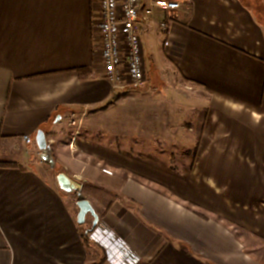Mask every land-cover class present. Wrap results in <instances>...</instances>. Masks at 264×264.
I'll return each instance as SVG.
<instances>
[{"label": "crops", "instance_id": "crops-1", "mask_svg": "<svg viewBox=\"0 0 264 264\" xmlns=\"http://www.w3.org/2000/svg\"><path fill=\"white\" fill-rule=\"evenodd\" d=\"M99 12L98 0H0V264H264V0H141L146 82L119 92ZM236 108L260 131H209ZM59 173L79 180L96 226L77 221Z\"/></svg>", "mask_w": 264, "mask_h": 264}, {"label": "built area", "instance_id": "built-area-1", "mask_svg": "<svg viewBox=\"0 0 264 264\" xmlns=\"http://www.w3.org/2000/svg\"><path fill=\"white\" fill-rule=\"evenodd\" d=\"M98 1L100 4V20L97 28L102 44L100 55L102 56L104 76L110 82L113 92L138 88L146 82L143 41L136 26L137 21L140 19L141 0ZM156 5L165 7L167 10L179 7V4L174 1L168 3L156 2L146 12L152 14V8ZM158 25L166 34L169 33V27L165 21H160ZM165 45H169V42L166 41ZM68 124L73 127L79 126L74 116L69 118ZM78 133L76 131V134ZM23 141L27 144L32 142L29 135H25ZM52 142L53 140L49 141V144H52ZM104 173L109 175L111 171L104 170ZM76 186L79 185L76 184ZM109 238H101L94 233L92 234V239L95 242H100L110 250L112 248H110V245L115 241V238ZM120 252L125 256H129L131 260L135 261L134 263L137 262L133 255L129 253L127 247L122 248Z\"/></svg>", "mask_w": 264, "mask_h": 264}, {"label": "rangeland", "instance_id": "rangeland-1", "mask_svg": "<svg viewBox=\"0 0 264 264\" xmlns=\"http://www.w3.org/2000/svg\"><path fill=\"white\" fill-rule=\"evenodd\" d=\"M244 110H245L244 108L243 109L242 108L241 109L236 108L234 110H230V109L229 110H224V109L223 110H221V109L220 110H216L215 113H214L215 121H214V124H211V126H210L211 128L209 129V131L210 132L211 131H213V132L215 131L216 132L218 130L217 132H221L222 135L229 134L230 136H231V134H244L246 131H244V132L241 131V130H244V129L245 130L247 129L248 131L252 130L251 132H256L257 133L258 131H260V130L257 131L259 125L256 127L253 124H250V125L244 124V119L243 118L246 117V115L244 114ZM202 114H200V115L198 114L197 118L198 119L200 117L205 118V117L208 116L207 112H203ZM247 115H249V113ZM255 117H258V113L255 114ZM196 129H197V127H196ZM198 131H200V128L198 129ZM227 140H229V139H227ZM104 170H106V169H103V172H104ZM108 171H110V170H108ZM71 180L74 183H76V184H78L77 182H79L78 179H71ZM77 189H78L77 190L78 194H77V192H74V193H76L78 195L79 199H80V198L83 197V194L80 193V191H81L80 186H78ZM103 256H104V254H103Z\"/></svg>", "mask_w": 264, "mask_h": 264}, {"label": "water", "instance_id": "water-1", "mask_svg": "<svg viewBox=\"0 0 264 264\" xmlns=\"http://www.w3.org/2000/svg\"><path fill=\"white\" fill-rule=\"evenodd\" d=\"M36 141L38 145V149L40 150V157L43 161L53 166L54 159L52 154L50 153V145L48 144V140H46V136L42 130H39L36 135ZM57 181L59 183L60 188L65 192H77L78 194V187L76 184L67 177L64 173H59L57 175ZM81 197V196H80ZM77 207H79V213L77 217V221L80 224H84L85 216L90 213L94 217V226L97 225L98 222V215L96 214L94 208L91 206L90 202L85 198H80L76 202Z\"/></svg>", "mask_w": 264, "mask_h": 264}, {"label": "trees", "instance_id": "trees-1", "mask_svg": "<svg viewBox=\"0 0 264 264\" xmlns=\"http://www.w3.org/2000/svg\"><path fill=\"white\" fill-rule=\"evenodd\" d=\"M90 236H91L90 233L88 234V232H85V234H84V238H85V242H86L87 244H90V243H91V241H90V240H91V239H90ZM102 249H103V252H104L103 254L106 255V249L103 248V247H102ZM104 259H105V256H104Z\"/></svg>", "mask_w": 264, "mask_h": 264}]
</instances>
